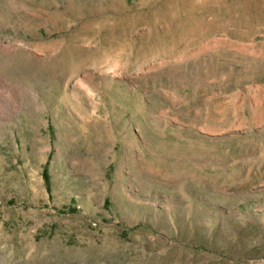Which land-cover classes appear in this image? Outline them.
Instances as JSON below:
<instances>
[{"label": "rangeland", "instance_id": "374dc122", "mask_svg": "<svg viewBox=\"0 0 264 264\" xmlns=\"http://www.w3.org/2000/svg\"><path fill=\"white\" fill-rule=\"evenodd\" d=\"M0 264H264V0H0Z\"/></svg>", "mask_w": 264, "mask_h": 264}, {"label": "bare ground", "instance_id": "6f19581e", "mask_svg": "<svg viewBox=\"0 0 264 264\" xmlns=\"http://www.w3.org/2000/svg\"><path fill=\"white\" fill-rule=\"evenodd\" d=\"M11 84H12L11 81L3 82L2 80H0V86H3V87H6L7 88L8 86L10 87Z\"/></svg>", "mask_w": 264, "mask_h": 264}]
</instances>
